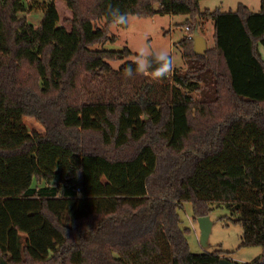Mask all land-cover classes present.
<instances>
[{"label": "trees", "instance_id": "16d2710c", "mask_svg": "<svg viewBox=\"0 0 264 264\" xmlns=\"http://www.w3.org/2000/svg\"><path fill=\"white\" fill-rule=\"evenodd\" d=\"M202 1L0 0V260L220 264L190 251L186 203L196 222L225 207L243 247L264 249V0L258 13ZM109 4L187 16L192 35L212 23L215 46L197 55L184 38L185 72L130 100L94 98L86 77L125 76L128 62H110L132 57L91 50L113 40L95 27H110Z\"/></svg>", "mask_w": 264, "mask_h": 264}, {"label": "rangeland", "instance_id": "374dc122", "mask_svg": "<svg viewBox=\"0 0 264 264\" xmlns=\"http://www.w3.org/2000/svg\"><path fill=\"white\" fill-rule=\"evenodd\" d=\"M239 5L246 6L253 13L260 11V0H205L200 3V11L234 12ZM31 20L35 24L39 21L35 18ZM188 20L189 17L187 16H165L153 19L129 17L126 29L109 27L104 21L95 22V27L106 29L109 38L113 40L107 45H96L91 50L96 51L104 48L109 51L120 52L127 48L133 57L135 48L147 42L153 48L167 47L173 58L174 70L185 72L186 65L182 59L183 51L176 46L181 40L188 37L189 33L185 32V28L192 29V25L186 24ZM201 30L206 33V26H203ZM211 46L212 43L209 44V47ZM132 57L125 61L110 62V65L115 71H118L121 65L129 62ZM85 80L89 84L90 96L94 98L104 97L103 99L106 100H130L138 93L143 92V86L155 83L140 74L135 75L134 78L114 75L101 79L87 76ZM161 89L160 86H155V93L152 97L157 100L164 98ZM179 216L182 221V228H186L190 232L188 244L193 254L221 252L224 256L222 260L227 259L234 264H252L258 259H261L262 264L264 263L263 248L243 247L242 228L234 223V219L231 218L225 207H213L211 210L209 218L213 226L206 249L200 245V230L194 220L193 205L191 203L184 204L182 210L179 211Z\"/></svg>", "mask_w": 264, "mask_h": 264}, {"label": "clouds", "instance_id": "9594fccd", "mask_svg": "<svg viewBox=\"0 0 264 264\" xmlns=\"http://www.w3.org/2000/svg\"><path fill=\"white\" fill-rule=\"evenodd\" d=\"M107 14L109 23L113 28L127 26L129 17L127 13L121 12L119 7L108 5ZM135 54L124 68V75L134 78L140 74L148 77L154 82L168 78L175 69L173 58L167 47L153 48L147 42L135 48ZM132 65H135L133 69Z\"/></svg>", "mask_w": 264, "mask_h": 264}, {"label": "water", "instance_id": "95a60500", "mask_svg": "<svg viewBox=\"0 0 264 264\" xmlns=\"http://www.w3.org/2000/svg\"><path fill=\"white\" fill-rule=\"evenodd\" d=\"M194 37V49L197 55H202L207 51L206 43L203 37L200 36L198 28L196 27L193 32ZM197 224L200 230V245L206 249L208 247V240L211 234L213 223L209 217L200 218L197 220ZM0 264H7L4 260H0ZM220 264H234L227 259L221 260Z\"/></svg>", "mask_w": 264, "mask_h": 264}, {"label": "crops", "instance_id": "0c3cea01", "mask_svg": "<svg viewBox=\"0 0 264 264\" xmlns=\"http://www.w3.org/2000/svg\"><path fill=\"white\" fill-rule=\"evenodd\" d=\"M204 26H206V33H204L202 30L199 31L200 36L204 38L206 43L207 50H211L215 46V39H214V26L212 23H207ZM212 43V46L209 47V44Z\"/></svg>", "mask_w": 264, "mask_h": 264}, {"label": "built area", "instance_id": "2783aa9c", "mask_svg": "<svg viewBox=\"0 0 264 264\" xmlns=\"http://www.w3.org/2000/svg\"><path fill=\"white\" fill-rule=\"evenodd\" d=\"M185 32L189 33V34H188V37H186L187 40L191 41V40L194 39L193 35L190 33L191 30H190L189 27H186V28H185Z\"/></svg>", "mask_w": 264, "mask_h": 264}]
</instances>
